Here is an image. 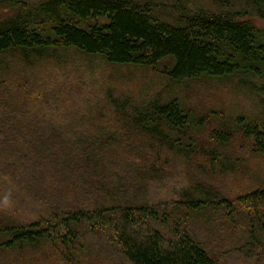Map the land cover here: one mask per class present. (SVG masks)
<instances>
[{"label":"trees","instance_id":"obj_1","mask_svg":"<svg viewBox=\"0 0 264 264\" xmlns=\"http://www.w3.org/2000/svg\"><path fill=\"white\" fill-rule=\"evenodd\" d=\"M214 5L0 0L12 10L0 19V89L8 59L32 69L74 50L112 65L161 68L180 85L236 80L264 98V29L257 24L264 21V0ZM12 102L23 106L0 98V264H92L95 254L113 249L128 264H224L192 225L205 212L234 221L241 209L251 242L264 248V187L230 200L206 186L181 185L168 171L174 157L206 159L213 177L234 172L227 156L232 141L240 136L252 154L264 155V121L221 117L211 130L210 119L201 120L176 97L113 102L135 136L85 135L63 117L31 114ZM207 130L213 147L202 143ZM163 183L177 185L168 199L152 192ZM20 207L27 213L22 219L13 214Z\"/></svg>","mask_w":264,"mask_h":264},{"label":"rangeland","instance_id":"obj_2","mask_svg":"<svg viewBox=\"0 0 264 264\" xmlns=\"http://www.w3.org/2000/svg\"><path fill=\"white\" fill-rule=\"evenodd\" d=\"M23 1L32 6L47 0ZM184 1L192 7L215 10L214 0ZM11 12L0 6V19ZM257 24L264 29V21L257 20ZM8 63L9 75L4 78L6 84L4 89H0V98H14L23 106L12 102L13 107L19 105L23 111L63 117L65 122L71 123V128L79 127L76 130L85 135L102 131L105 135L135 136L136 132L124 125L127 119H124L123 113L116 112L113 102L143 104L153 99L164 101L176 97L201 120L210 119L212 126L209 129H218L217 119L221 117L228 120L244 116L264 121V98L251 90L240 88L242 86L236 80L219 82L201 79L180 85L161 74V68L112 65L98 57H89L74 50L54 53L49 61L32 69L16 59H8ZM20 88L24 89L22 93ZM2 91H6V94H2ZM210 135L211 131L207 130L201 139L202 143L213 147ZM125 152L128 154L130 149ZM140 152L147 153V149L140 148ZM228 154L233 167L237 165L234 172L213 177V168L208 169L210 166L206 159L188 162L174 157L170 159L168 171L176 179L175 182L181 185L184 182L186 187L206 186L208 191L230 200L264 187V155L252 154L240 136L232 141ZM137 169L141 170V167ZM162 186L152 188V192L162 199H168V194L177 188L173 183H163ZM23 203L20 200L14 204ZM15 210L13 214L20 219L26 217L23 207ZM241 210L234 214V221L225 214L219 216L214 212H205L192 225L193 232L224 264H264V248L251 242L246 213ZM102 251L90 256L92 264H128L118 249Z\"/></svg>","mask_w":264,"mask_h":264}]
</instances>
